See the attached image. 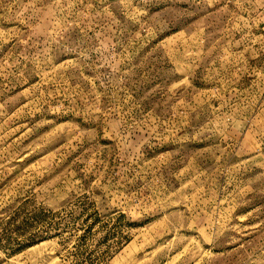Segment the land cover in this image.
I'll list each match as a JSON object with an SVG mask.
<instances>
[{
  "label": "rangeland",
  "instance_id": "rangeland-1",
  "mask_svg": "<svg viewBox=\"0 0 264 264\" xmlns=\"http://www.w3.org/2000/svg\"><path fill=\"white\" fill-rule=\"evenodd\" d=\"M0 264H264V0H0Z\"/></svg>",
  "mask_w": 264,
  "mask_h": 264
}]
</instances>
